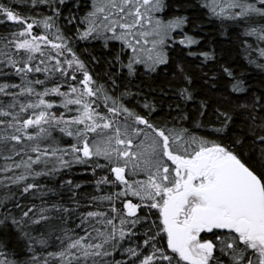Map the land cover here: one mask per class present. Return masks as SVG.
<instances>
[{"label": "snow or ice", "instance_id": "6c2138e0", "mask_svg": "<svg viewBox=\"0 0 264 264\" xmlns=\"http://www.w3.org/2000/svg\"><path fill=\"white\" fill-rule=\"evenodd\" d=\"M66 2L30 0L51 15L26 16L0 0V23L17 22L2 38L0 59V226L11 225L22 245L9 259V240L0 237V264H264V96L238 104L240 111L231 101L198 99L177 65L185 86L169 87L179 102L168 118L157 121L146 97L137 104L142 114L124 102L139 93L112 92L125 71L131 79L141 66L155 73L167 65L170 45L198 44L184 31L188 17L158 15L165 0H75L61 27ZM208 7L214 22L264 43V0ZM74 40L120 42L107 61L120 74L109 71L108 83L100 82ZM223 71L234 92L248 91ZM74 166L103 173L93 182L99 194L80 191ZM51 177H59L56 188L40 183ZM82 200L94 210L81 211Z\"/></svg>", "mask_w": 264, "mask_h": 264}, {"label": "trees", "instance_id": "16d2710c", "mask_svg": "<svg viewBox=\"0 0 264 264\" xmlns=\"http://www.w3.org/2000/svg\"><path fill=\"white\" fill-rule=\"evenodd\" d=\"M3 2L9 4L10 7L22 15L37 16L41 12L51 15V12L43 3L39 7H34L31 5L30 0H3ZM74 3L75 0H67L66 6L61 9L63 13L60 20L61 27H65L64 17L68 16L69 10L76 11L73 7ZM165 3L167 7L161 13L162 17L169 19L177 15L187 16L189 22L185 26L184 31L199 38V43L191 47L180 45L179 43L170 45L168 48V64L161 65L155 73L138 71L135 77L129 79L125 71L122 74L124 79L118 81L121 87L113 90V95H119V92L124 91L125 88L132 93H139L135 98L127 97L124 100L125 104L128 103L130 107H137V111L146 114L142 107L137 106L138 102L146 97L147 100L153 101L156 104L154 118L157 121L168 118L169 105L179 102L175 98L174 93L169 91V87L178 89L185 86L182 82L183 76L177 69V65H182L184 73H187L191 77V89L194 96L198 99H210L213 102L220 101L222 103L231 101V106L240 111L237 107L238 104H250L252 103L253 96H264V91H262L264 90V69L259 67L260 64H264V56H261L259 51L260 48H264V43L256 42L255 37L245 35L242 29L239 35H237L236 27L230 23H225L222 26L220 23L214 22L216 18L200 10L193 0H165ZM80 14L83 15V11ZM3 19L0 16V20ZM16 23H0V59H2L3 54L7 51L3 47L2 38L7 33L17 30ZM38 28L41 31L43 30L42 26H34V32ZM73 32L74 28L72 30L65 28L66 35L71 36ZM240 37H243L251 45L248 52H245ZM73 46L77 54L89 64L90 69L94 71L100 82L108 83L107 75L109 71L113 74H120V66L118 64L109 67L107 62L109 58L119 51L120 42H111L108 48H104L102 42L99 41L74 40ZM209 51L213 52L214 58L207 61L203 60L199 55L192 56L189 54H199ZM93 57L95 58V62H93ZM225 67L231 69L238 79L244 81L245 87L248 89L246 93L234 92L232 90L231 84L234 80L223 71ZM40 78L43 79L42 76ZM12 79L13 82H18V78L13 77ZM161 89H163V94L161 93ZM187 106L195 108V105L191 102ZM216 106L219 105L217 104ZM53 110L59 114V112L63 111V108L54 107ZM172 115H175V112ZM237 125L240 127L244 126L242 121L239 120L237 121ZM187 126L191 127V125ZM53 134L59 135L58 130ZM64 140L71 142V138L68 137H64ZM248 147L249 150L254 147L251 141L248 142ZM255 147H258V145ZM101 162L103 163V160ZM99 175H103V173L98 171L97 174L93 175L91 172L82 171L81 166H74L71 178L74 181L82 182L81 192L88 195H97L99 192L93 182ZM58 179L59 177L41 179L40 183L56 188L55 181ZM9 190L12 192L17 191L16 187L11 185H9ZM109 190L111 189H104V191ZM3 192L4 187L0 185V195ZM49 195L52 196V201L56 200L54 195ZM45 199H48V197L46 196ZM33 202L39 203V200ZM81 204V211L94 210L86 200H82ZM5 236L9 240V252L6 255L9 259H13L14 256L12 254L19 251L22 245L11 225L7 229L0 226V237ZM116 258L119 259L120 256Z\"/></svg>", "mask_w": 264, "mask_h": 264}, {"label": "flooded vegetation", "instance_id": "af4514ba", "mask_svg": "<svg viewBox=\"0 0 264 264\" xmlns=\"http://www.w3.org/2000/svg\"><path fill=\"white\" fill-rule=\"evenodd\" d=\"M194 3H196L200 10L204 11L207 15H211L210 14V8L208 7V5L211 3V0H193ZM193 46V45H192ZM139 72L141 71H145L147 72L142 66L139 68L138 70ZM128 104V103H127ZM129 105V104H128ZM130 107V105H129Z\"/></svg>", "mask_w": 264, "mask_h": 264}, {"label": "rangeland", "instance_id": "374dc122", "mask_svg": "<svg viewBox=\"0 0 264 264\" xmlns=\"http://www.w3.org/2000/svg\"><path fill=\"white\" fill-rule=\"evenodd\" d=\"M158 15H161V13H157ZM162 16V15H161ZM164 18V17H163ZM165 19V18H164ZM165 20H167V19H165Z\"/></svg>", "mask_w": 264, "mask_h": 264}]
</instances>
